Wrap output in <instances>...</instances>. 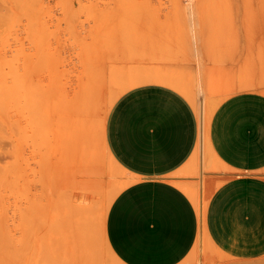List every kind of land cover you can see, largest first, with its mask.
Segmentation results:
<instances>
[{"label": "rangeland", "instance_id": "obj_1", "mask_svg": "<svg viewBox=\"0 0 264 264\" xmlns=\"http://www.w3.org/2000/svg\"><path fill=\"white\" fill-rule=\"evenodd\" d=\"M175 1L0 0V264H120L105 232L117 170L106 146L105 122L123 93L154 82L160 70L182 83L181 91L194 102L204 98L208 107L240 90L264 89V0H178L180 6ZM192 2L193 15L187 12ZM210 15L221 18L210 21ZM186 16L192 26L202 22L195 24L196 31L192 27L191 32ZM173 20L180 25L174 33L182 30L178 38L167 36ZM156 23L169 31L153 42L164 32ZM212 23L216 34L224 33L220 23H229L230 33L213 38ZM193 39L200 44L194 47ZM185 40L195 49L182 44ZM184 59L234 67L193 71L183 68ZM126 64L135 72L121 67ZM122 71L128 77L135 73L141 84L123 86L128 77ZM208 131L209 116L207 142ZM205 178L202 192L199 187L190 191L202 214V245L182 264H264V259H226L210 242L211 191L204 188ZM69 199L74 204L65 207ZM66 224L91 226L86 237L92 245L70 248Z\"/></svg>", "mask_w": 264, "mask_h": 264}, {"label": "crops", "instance_id": "obj_2", "mask_svg": "<svg viewBox=\"0 0 264 264\" xmlns=\"http://www.w3.org/2000/svg\"><path fill=\"white\" fill-rule=\"evenodd\" d=\"M182 63L193 71L234 67L208 60ZM207 110L209 139L203 152L197 105L172 85L150 82L132 88L111 107L105 142L117 169L116 192L105 232L120 264H182L201 248L203 219L190 191L199 187L202 192V162L209 172L204 188L211 191L210 242L229 260L264 259V94L240 90Z\"/></svg>", "mask_w": 264, "mask_h": 264}, {"label": "bare ground", "instance_id": "obj_3", "mask_svg": "<svg viewBox=\"0 0 264 264\" xmlns=\"http://www.w3.org/2000/svg\"><path fill=\"white\" fill-rule=\"evenodd\" d=\"M133 1H134V0H133ZM136 1H137V0H136ZM173 1H174V0H173ZM177 1H178V0H177ZM177 1L174 2V3H176V5L179 3V2L177 3ZM180 1H181V0H180ZM183 1H185V0H183ZM183 1H182V2H183ZM186 1H187V0H186ZM186 1H185V2H186ZM188 1H191V0H188ZM188 1H187V2H188ZM202 1H203V0H202ZM187 2H186V3H187ZM196 2H197V1H196ZM197 3H198V2H197ZM197 3H196V4H197ZM180 4H181V2H180ZM198 4H199V6H198ZM198 4H197V6H198V8H199V7H200V3H198ZM177 6H180V5H177ZM181 6H182V5H181ZM182 8H185L184 10H186V7H185V6H183ZM187 8H188V11H187V10H186V11H187V12H190V14L193 15V13H194V11H195V5H194V3L192 2V4L189 5ZM177 9H179V8H177ZM196 10H198V9L196 8ZM200 11H201V9H200ZM182 12H184V11H182ZM182 12H181V13H182ZM198 12H199V11H198ZM195 13H196V11H195ZM184 14H185V13H184ZM196 14H197V13H196ZM196 14H195V15H196ZM185 15H187V14H185ZM188 15H189V14H188ZM191 15H190V16H191ZM181 16H183V15H181ZM197 16H198V15H197ZM197 16H196V17H197ZM202 16L204 17V15H202ZM202 16H201V17H202ZM205 16H207V15H205ZM210 16L213 17V18L215 17L216 19H217V17H220V16H217V17H216V16H213V15H210ZM184 17H185V16H184ZM184 17H183V18H184ZM208 17H209V16H208ZM211 17H210V18H211ZM177 18H178V17H177ZM186 18L188 19L189 24H190V22H192V21L190 20V18H188V16H186ZM186 18H185V19H186ZM198 18H199V16H198ZM210 18H209V19H210ZM215 18H214V19L211 18L210 21L215 20ZM220 18H221V17H220ZM223 18H224V17H223ZM140 19H142V18H140ZM140 19H139V20H140ZM145 19H146V18H144V20H145ZM181 19H182V18H181ZM191 19H192V18H191ZM193 19H194V18H193ZM142 20H143V19H142ZM142 20H140V22H141ZM176 20H177V19H176ZM179 20H180V19H178V22H179ZM201 20H202V19H201ZM220 20H221V19H220ZM165 21H166V20H165ZM173 21H174V20H173ZM182 21H183V20H182ZM185 21H186V20H185ZM185 21H184V24L186 23ZM198 21H199V20H198ZM203 21H204V20H203ZM215 21H217V20H215ZM215 21H213V23H214ZM222 21H224V20H222ZM222 21H218V22H222ZM143 22H144V21H143ZM145 22H146V21H145ZM174 22H175V21H174ZM195 22H196V21H195ZM204 22H205V21H204ZM224 22L227 23V19H225ZM224 22H222V23H224ZM148 23H149V22H148ZM175 23H176L175 26H170V27H172V30L169 28V29L173 32V34H174V35H171V36H170V34H172V32H170L168 29H167V31H169V34H167V33H168L167 31L162 30V29H164V27L158 26V27H160L161 32L164 31V32L162 33V37L159 36V35H155V34H159V33H158V32L155 33L154 28H153L154 32H152V28H151V32L154 33L153 35H155V37L153 38L152 41L155 42L154 39H156V36L160 37V39H161V38L165 39V36H164L163 34H167V36H169V37H171V38H173V36H174V37H176V36L179 37V34H180L179 32L182 31V30H180L179 32H175V33H178V35H176V34L174 33V31L179 30L180 28H178V27H180V25L177 27V25H178V24H177V21H176ZM187 23H188V22H187ZM196 23H197V22H196ZM196 23H195V24H196ZM200 23H202V22H200ZM200 23H197V24H200ZM213 23H212L213 27H211V28L214 29V28H215V25H214ZM222 23H220V26L218 25L219 23H218V24L216 23V24L218 25L217 27H220L219 29H221V28H225V30L221 29V31L223 30V32L225 33L226 31H228V29L230 30V28L226 29V27L230 26L229 23H228V26H227V24L223 25ZM140 24H142V23H140ZM140 24H139V25H140ZM143 24H144V23H143ZM146 24H147V22H146ZM146 24H145V25H146ZM158 24H159V23H158ZM164 24H165V22H164ZM169 24H170V25H171V24L173 25V22H172V23H169ZM180 24H181V23H180ZM193 24H194V23H193ZM195 24H194V26H196ZM204 24H205V23H204ZM208 24H210V23L208 22ZM149 25H151V23H150ZM153 25H154V26L156 25V26H155L156 29L158 28V27H157V23H156V24H153ZM187 25H188V24H186V26H187ZM190 25H191V27H189L190 30L192 29V27H193V30L197 29V27L192 26V24H190ZM221 25H222V27H221ZM197 26H198V25H197ZM202 26H203V24H202ZM210 26H211V25H210ZM210 26L208 25L209 28L206 27V26H205V27L208 28V29L211 31ZM225 26H226V27H225ZM233 26H234V24H232V27H233ZM142 27H144V25H142ZM142 27H141V29H143ZM148 27H149V26L147 25V28H148ZM150 27H152V26H150ZM175 27L177 28V30H173V28H175ZM232 27H231V28H232ZM144 28H145V27H144ZM176 28H175V29H176ZM185 28H186V27H185ZM202 28H203V27H201V31L199 30L200 28L198 29L199 32H202ZM160 29H158L159 32H160ZM181 29H182V28H181ZM208 29H207V30H208ZM233 29H234V27H233ZM233 29H231V30H233ZM149 30H150V29H149ZM186 30H187V28H186ZM193 30H191V32H192ZM198 30H197V35H199V34H198ZM216 30L218 31V33L220 32V30H218L217 28H216ZM195 31H196V30H195ZM195 31H194V32H195ZM210 31H209V33H210ZM142 32H144V33L146 34V32H148V30L145 32V29H144ZM149 32H150V31H149ZM149 32H148V33H149ZM161 32H160V35H161ZM165 32H166V33H165ZM185 32H186V31H184V36H185ZM211 32H212V31H211ZM214 32H215V29H214L213 34H212L213 36H212V35H209V36H212L213 38H215L214 36H215V35H218V36H216V37L219 38V35L222 33V32H220L219 34H216V32H215V33H214ZM148 33H147V34H148ZM152 33H151V34H152ZM182 33H183V32H182ZM182 33H181V37H182ZM188 33H189V30H188ZM188 33H187V35H188ZM224 33H222V34L225 35ZM226 33L228 34V33H230V31H229V32H226ZM210 34H211V33H210ZM214 34H215V35H214ZM227 34H226V35H227ZM195 35H196V33H194V36H195ZM202 35L204 36V34H202ZM205 35H207V33H206ZM149 36H151V35H149ZM167 36H166V37H167ZM192 36H193V35H192ZM192 36H190V37H192ZM203 36H201V37H203ZM220 36H221V35H220ZM152 37H153V36H152ZM178 37H176V38H178ZM224 37H225V36H224ZM176 38H175V39H176ZM182 38H183V37H182ZM195 38H196V36H195ZM158 39H159V38H158ZM160 39H159V41H160ZM180 39H181V38H180ZM183 39H184V38H183ZM183 39H182L181 41H183ZM148 40H150V39H148ZM191 40H192V38H191ZM195 40H196V39H195ZM152 41L150 40V44H151ZM159 41H158V42H159ZM189 41H190V40H189ZM196 41H197V42H194V39H193V42H191V44H192V43H193V44H194V43H196V44H200V43H199L200 40L198 41V39H197ZM158 42H157V40H156V43H158ZM185 42L188 43V41L185 40L184 42H182V44H186ZM148 43H149V41H148ZM193 44H192V45H193ZM202 44H203V43H202ZM151 45H152V44H151ZM154 45H155V43H153V46H154ZM186 45H187V44H186ZM189 45H190V44L188 43V45H187L186 47H188ZM192 45H190V46H192ZM194 45H195V44H194ZM200 46H201V45H200ZM200 46L197 45V47H200ZM192 47H193V46H192ZM192 47H191V49H192ZM194 47H196V45H195ZM194 47H193V49H195ZM120 48H121V47H120ZM120 48H119L118 50H120ZM122 48H123V46H122ZM122 48H121V49H122ZM196 50H198V49H196ZM200 50H201V47H200ZM122 51H123V50H122ZM125 51H126V50H124V52H125ZM191 51H192V50H191ZM198 51H199V50H198ZM118 52H119V51H118ZM120 52H121V50H120ZM120 52H119V53H120ZM196 52H197V51H196ZM196 52H195V53H196ZM121 53H122V52H121ZM121 53H120V54H121ZM154 53L157 54L156 52H154ZM154 53H153V55H150V56H151V57L154 56ZM201 53H202V52H200V54H201ZM123 54H125V53H123ZM200 54L198 53V56H200ZM127 55H128V54H127ZM194 55H195V54H194ZM117 56L119 57V60H120V61H121L122 59H123V61H124V60H125L124 58H126V54L123 55V56H125V57L122 58V59L120 58V56H122V55H120V56L117 55ZM123 56H122V57H123ZM129 56H130V55H129ZM157 56H158V55H157ZM132 57H133V55H132ZM155 57H156V56H155ZM127 59L129 60V58H126V60H127ZM128 60H127V62H128ZM134 60H135V59H134ZM131 61H132V60H131ZM136 61H137V60H135V61H133V62H136ZM124 62H125V61H124ZM124 62H123V65L125 64ZM133 62H132V64H133ZM118 63H119V62H118ZM119 64L121 65V63H119ZM128 64H129V63H128ZM128 64H126L125 66H121V67H124V68H123L124 70H125V67H127V68H126L127 70H129L130 67L133 68V66H131V65H132L131 63L129 64L130 67L127 66ZM133 65H134V64H133ZM135 65H137V62H136ZM153 66H154L155 68L158 67V65L156 66V64H155V65L153 64ZM136 67H137V66H136ZM150 67L153 68L152 66H150ZM132 68H130V70H129L128 72H130V73L135 72V71H132V72H131V69H132ZM137 68H138V67H137ZM137 68H135V69H137ZM155 68H154V69H155ZM120 69H122V68H120ZM135 69H134V70H135ZM132 70H133V69H132ZM119 71H120V70H119ZM136 71H137V70H136ZM123 72H124V71H122V73H123ZM128 72H124V74H126V73H128ZM161 72H162V71L160 70V71H158L157 73H155L156 75L153 76V80H154V82H161V83L169 82V83H171L173 86H175L176 88H178L179 90L182 89V88H181V87H182V83L177 82V81L174 79V77H170V75H169V76L164 75V74H162ZM119 73H120V72H119ZM134 74H135V73H134ZM134 74H133V75H134ZM127 75H128V74L123 75V76L126 78V80H127V77H128ZM133 75L130 76V74H129L130 77H128V80L126 81V83H124L123 86H127V85H128V87H129V86H134V85H137V84H141L140 82H138V81H140V80L138 79V77L134 78ZM139 76H140V75H139ZM121 77H122V75H121ZM175 77H176V76H175ZM122 80L124 81V79L121 78V81H122ZM119 84H120V83H119ZM120 85H121V84H120ZM123 88H124V87H123ZM262 89H263V88H262ZM257 91H258V90H257ZM263 91H264V89L261 91L262 94H264ZM134 95H135V94H134ZM139 97H140V96H139ZM143 97H144V96H143ZM145 98H146V97H145ZM149 98H150V97H149ZM164 99H165V98H164ZM177 99H178V98H177ZM249 99H250V98H249ZM141 100H142V99H141ZM178 100H179V99H178ZM250 100H251V99H250ZM143 102H145V101H143ZM129 103H130V102H129ZM195 103H196V105H197V108H198L199 113L201 114L202 122H203V123L201 122L202 125H203V126H202V127H203V137L201 138V139H202V148L200 149V151L203 149L202 151L204 152V149H205L206 147H208V146H207L206 135H205V134H206V125H207V120H208V114H207V113H208V110H207V103L205 102V99H204V98L195 101ZM142 104H143V103H142ZM171 104H172V103H171ZM131 105H132V104H131ZM143 105H144V104H143ZM173 105H174V104H173ZM84 109H85V107L82 106V107H80V108H76L75 110L78 111L77 114H78V113L82 114ZM130 109L132 110V109H135V108H130ZM256 109H257V108H256ZM256 109H255V110H256ZM243 110H244V109H243ZM257 110H258V109H257ZM132 111H133V110H132ZM142 111H143V110H142ZM127 114H128V113H127ZM133 114H134V113H133ZM133 116H134V115H133ZM199 116H200V115H199ZM134 117H135V116H134ZM129 122H130V121H129ZM137 122H138V121H137ZM131 123H132V121H131ZM118 125H119V124H118ZM117 128H118V127H117ZM118 138H120V137H118ZM206 149H207V148H206ZM182 151H183V150H182ZM214 152H215V151H214ZM119 153H120V152H119ZM182 153H183V152H182ZM201 153H202V152H201ZM215 153H217V152H215ZM173 154H174V152H173ZM202 154H204V153H202ZM131 155H132V154H131ZM197 155H198V157H199V149H198V151H197ZM215 155H217V154H215ZM250 155H251V154H250ZM201 156H202V155H201ZM259 156H260V155H259ZM131 157H132V156H131ZM215 157H217V156H215ZM199 158H200V157H199ZM218 158H219V157H218ZM165 159H167V158H165ZM202 159H203V158H202ZM215 159H217V158H215ZM198 160H199V159H198ZM203 160H204V159H203ZM219 160H220V159H219ZM199 161H200V160H199ZM220 161L222 162V159H221ZM255 161H256V160H255ZM118 162H119V161H118ZM200 162H201V161H200ZM200 162H198V163H200ZM209 162H210V161H209ZM212 162H214V161H212ZM222 163H223V162H222ZM212 164L214 165L215 163H212ZM210 165H211V164H210ZM213 165H211V166H213ZM217 165H218V166H219V165H222V166H220V168L222 167V168L224 169L223 164L218 163ZM225 165H226V164H225ZM225 165H224V166H225ZM202 166H203V169H202V171H201V172H202V175H203L202 178H205V176H206V174H205V169H206V168L204 167L205 165L203 164V162H202ZM218 166H216V170L219 168ZM226 166H227V165H226ZM226 166H225V167H226ZM217 167H218V168H217ZM228 167L230 168L231 166L228 164ZM228 167H227L226 169H228ZM220 168H219V169H220ZM235 168H236V167H235ZM242 168H243V167H242ZM256 168H259V167H256ZM127 169H128V168H127ZM151 169H152V168H151ZM197 169L199 170V169H200V166H199V168H197ZM207 169H208V168H207ZM207 169H206V170H207ZM219 169H218V170H219ZM230 169H231V168H230ZM233 169H234V168H232L231 171H232ZM252 169H253V168H252ZM254 169H255V168H254ZM254 169H253V170H254ZM260 169H262V168H260ZM228 170H229V169H228ZM239 170H240V169H239ZM241 170H242V169H241ZM249 170H250V169H249ZM256 170H257V169H256ZM199 171H200V170H199ZM199 171H198V174H200ZM229 171H230V170H229ZM234 171H235V169H234ZM236 171H237V169H236ZM243 171H245L244 168H243ZM247 171H248V170H247ZM257 171L260 172L261 170H257ZM213 172H214V171H213ZM219 172H220V171H219ZM226 172H227V171H226ZM241 172H242V171H241ZM208 173H209V172H208ZM222 173H223V172H222ZM231 173L233 174V172H231ZM253 173H254V171H253ZM211 174H212V173H211ZM215 174H216V172L214 173V175H215ZM229 174H230V173H229ZM229 174L226 175V176H228V177L230 178L231 176H229ZM232 174H230V175H232ZM236 174H239V172L236 173ZM200 175H201V174H200ZM200 175H199V176H200ZM216 175H220V173H219V174H216ZM221 175H222V174H221ZM221 175H220V176H221ZM223 175H224V174H223ZM223 175H222V176H223ZM233 175H234V174H233ZM233 175H232V176H233ZM234 176L236 177L237 175H234ZM234 176H233V177H234ZM216 177H217V176H216ZM223 178H227V177L223 176ZM229 178H228V179H229ZM228 179H227V180H228ZM141 180H142V179H141ZM214 180H215V179H214ZM224 181H225V180H224ZM139 182H140V181H139ZM132 183H133V182H132ZM136 183H137V182H136ZM221 183H222V182H221ZM130 184H131V183H130ZM134 184H135V183H134ZM217 185H218V184H217ZM217 185H216V186H217ZM214 186H215V185H214ZM216 186H215V187H216ZM71 199H72V198H71ZM73 199H75V197H74ZM69 200H70V199H69ZM71 201H72V200H70L69 203H67V201H66V204H64L65 207H66V205H67V206H72V205L74 204V203H73L74 200L72 201L73 204L69 205V204L71 203ZM79 207L83 208V206H79ZM79 207H77V208H79ZM65 215H66V216H65L64 218H66V220H67V219H72V217L70 216V214H69V215H68V214H65ZM64 218H63V219H64ZM64 220H65V219H64ZM66 226L69 227L68 224H66ZM68 232L70 233V234H69V237H68V240H67V238H66L65 240H66V242H67V241L69 242V239H70V243H67V245L70 244V245H73V246H74V245L76 244V245H77L78 247H80V248H81V247L84 248L85 246H86V247H90V245H92V244H91V239H92V238H88V236L86 237V234H90V232H91V226H89V225H87V224H82V226H80V227H78V226H75V227H69ZM67 236H68V235H67ZM58 243H59V242H58ZM60 243L62 244V246L64 245L63 242H60ZM60 243H59V245H60ZM74 243H75V244H74ZM65 244H66V243H65ZM23 245H27V243L25 242ZM23 245H22V246H23ZM56 245H57V243H56ZM67 245H66V246H67ZM64 246H65V245H64ZM68 246H69V245H68ZM69 247H70V246H69ZM70 248H71V247H70ZM73 248H74V247H73ZM85 253H86V249H84L83 253L81 254V257H83V256L85 255ZM24 262H25V261H24ZM26 263H27V261H26Z\"/></svg>", "mask_w": 264, "mask_h": 264}]
</instances>
